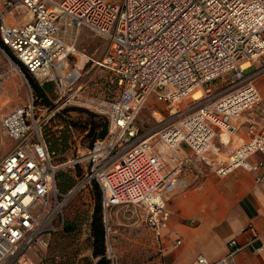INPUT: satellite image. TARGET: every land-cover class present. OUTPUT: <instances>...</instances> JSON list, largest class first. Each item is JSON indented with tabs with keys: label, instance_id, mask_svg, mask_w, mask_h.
Returning a JSON list of instances; mask_svg holds the SVG:
<instances>
[{
	"label": "built area",
	"instance_id": "1",
	"mask_svg": "<svg viewBox=\"0 0 264 264\" xmlns=\"http://www.w3.org/2000/svg\"><path fill=\"white\" fill-rule=\"evenodd\" d=\"M19 12L30 20L10 24ZM62 18L107 41L106 55L95 64L113 75L119 94L96 108L108 121L106 137L57 164L42 133L40 101L26 80L28 104L1 119L4 136L15 146L0 163V264H38L30 253L48 248L50 236L64 229L68 202L92 184L99 187L105 214L143 207L146 224L159 239L171 218L167 197L203 181L198 162L220 178L264 166L250 162L255 155L264 159V124L247 116L263 100L244 76L264 58V0H6L0 54L11 52L40 86L53 85L61 106L82 107L73 95L81 70L68 63L77 51L58 37ZM228 74L232 83L240 81L233 89L196 110L180 109L198 90L211 94L209 86ZM153 96L171 109V120L141 135L137 120ZM242 128L241 144L227 159L213 161L215 139ZM77 167L81 177L64 196L57 177ZM229 247L217 262L199 256L194 264H236L243 247L236 241ZM257 251L264 254V246Z\"/></svg>",
	"mask_w": 264,
	"mask_h": 264
},
{
	"label": "rangeland",
	"instance_id": "2",
	"mask_svg": "<svg viewBox=\"0 0 264 264\" xmlns=\"http://www.w3.org/2000/svg\"><path fill=\"white\" fill-rule=\"evenodd\" d=\"M62 27L66 30L64 36L67 35L70 41L77 38L76 31L72 27H67L64 22ZM76 47V56L69 58L68 62H70V67L77 66L81 70V78L73 90V95L75 94V100L82 102L83 106L63 107L58 104V96L53 85L44 86L49 105L44 104L38 98L40 101L38 117L41 122H44L42 133L47 145V141L52 139L53 134L57 138L64 136L69 138V149L64 153L55 151L54 160L57 164L66 163L78 155L86 153L90 148L92 139L87 138V133L75 128L71 122L84 124L90 120L91 114L96 116V121L105 118L97 114L96 108L105 107L119 94V87L113 75L92 62V60L97 61L106 55L108 44L92 32L81 30ZM15 65L17 63L7 51L6 54H0V117L27 105L30 100V89L26 82L28 79L20 66L14 70ZM253 72V69L248 70L244 76H249ZM233 81L232 74L225 75L209 86L211 94L207 95L203 92V97L196 102L190 97L181 102L180 109L191 106L193 110H196L208 100L221 97L240 83L236 80L235 83H232ZM32 91L34 93L33 89ZM34 95L37 97L35 93ZM42 107L49 110L46 111ZM170 110L166 104L158 103L155 96L151 97L137 120L140 134L155 132L167 125L166 123L171 120L169 118ZM236 147V138H234V143L226 148L232 150ZM81 173L82 170L79 167L75 170L66 169L61 172L66 175V180H73L74 186L79 181ZM208 177L209 174L205 176V181ZM95 185L92 184V187H88L73 197L64 208V228L70 227L72 231L65 232L63 229V231L52 234L47 249L35 250L30 253L34 261L38 264H96V259L92 256L90 240V224L98 199ZM195 188L192 187L188 190ZM99 194H101L100 191ZM173 195L167 197L168 205ZM41 211V207L36 210L37 213ZM103 215L106 218V254L112 264L161 263V241L147 226L143 207H116L108 211L107 214L103 212Z\"/></svg>",
	"mask_w": 264,
	"mask_h": 264
},
{
	"label": "crops",
	"instance_id": "3",
	"mask_svg": "<svg viewBox=\"0 0 264 264\" xmlns=\"http://www.w3.org/2000/svg\"><path fill=\"white\" fill-rule=\"evenodd\" d=\"M5 1L0 0V14ZM29 20L30 16L19 12L9 22L24 25ZM63 22L69 27L66 18L59 20L58 37L67 45L75 46L77 51L81 30H90L72 27L77 38L70 41L67 35L64 36L66 30L62 27ZM252 69L254 72L245 78L253 82L263 102L247 116L250 120L264 124V58L252 64L248 70ZM8 113L0 117V163L15 146L4 136L1 128V119ZM236 133H225L215 139L211 154L213 161L227 159L235 148L229 150L226 147L234 143V138L237 146L241 144L245 129ZM218 148L222 149L220 153ZM263 161L261 155L250 159L253 165ZM197 166L196 171L204 175L201 184L195 189L178 191L170 198L171 218L158 239L161 241L162 253L160 264H194L199 256L217 262L230 253L229 244L232 241L243 247L235 256L236 264H264V254L257 251L264 246V166L255 172L239 169L226 178L218 177L205 162H198ZM207 173L209 177L205 181ZM177 242L181 244L177 245Z\"/></svg>",
	"mask_w": 264,
	"mask_h": 264
},
{
	"label": "trees",
	"instance_id": "4",
	"mask_svg": "<svg viewBox=\"0 0 264 264\" xmlns=\"http://www.w3.org/2000/svg\"><path fill=\"white\" fill-rule=\"evenodd\" d=\"M12 59L21 67L23 73L26 75L30 86L34 90V93L39 99L42 100L44 104L49 105V100L46 97V90L44 87L40 86L28 73L25 67H23L16 58L9 52ZM51 85V84H48ZM47 86V85H46ZM91 118L88 122L84 124H78L71 122L75 128L81 129L82 132L87 133V138H91L90 147L93 146L96 140L104 139L108 133V121L106 118H101L96 121V116L91 114ZM82 125V126H81ZM81 127V128H80ZM51 140H48L49 150L51 152L60 151L64 153L70 148L69 138L64 136L57 138L55 134L51 136ZM58 187L62 195L67 194L74 186L72 179L66 180V175L59 173L57 177ZM95 191L98 192V199L96 200V208L92 216V221L90 224V240L92 248V256L96 259V264H112L111 260L107 257L106 251V228L104 223V215L101 207V194H99V187L95 185ZM65 232H71L70 227L64 228Z\"/></svg>",
	"mask_w": 264,
	"mask_h": 264
},
{
	"label": "bare ground",
	"instance_id": "5",
	"mask_svg": "<svg viewBox=\"0 0 264 264\" xmlns=\"http://www.w3.org/2000/svg\"><path fill=\"white\" fill-rule=\"evenodd\" d=\"M15 67V66H14ZM245 67H248V65H246ZM18 69L17 67H15V70ZM203 97V92L202 90H198L192 97L193 100L199 101L201 98Z\"/></svg>",
	"mask_w": 264,
	"mask_h": 264
}]
</instances>
